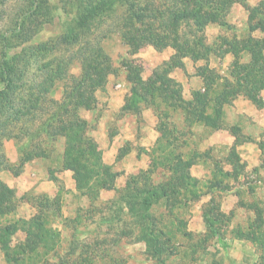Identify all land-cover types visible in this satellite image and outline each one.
Listing matches in <instances>:
<instances>
[{"label": "trees", "instance_id": "trees-1", "mask_svg": "<svg viewBox=\"0 0 264 264\" xmlns=\"http://www.w3.org/2000/svg\"><path fill=\"white\" fill-rule=\"evenodd\" d=\"M60 1L63 11L69 12L63 32L55 38L28 46L46 24L54 21L56 15L51 0H0V174L15 169L5 154L7 140L21 143L18 144L21 153L18 168L61 148L62 160L58 170L75 172L79 194L89 202L87 209H77L74 217L65 220L63 226L74 232L80 231L79 227L98 212L91 208L97 210L95 205L100 201L101 192L117 190L116 180L120 175L104 163L90 134L93 130L91 122L81 114L82 110H94L97 93L106 88L108 77L117 72L104 42L117 34L127 44L131 55L146 46L158 51L172 47L175 49L172 59L154 70L148 80L143 78L144 66L137 59L126 61L124 65L131 88L123 112L141 113L143 107L153 109L159 119L160 136L151 152L149 168L134 175L126 187L118 191L117 198L102 203L106 208H117V216L101 217L105 225L111 226L118 217V223L123 222L126 229L116 230L115 235L131 236L138 232L136 240L146 244V251L161 257L166 249L164 243L171 245L180 231L163 227L165 219L158 218L155 211L163 206L171 211L167 213L172 217L174 209H186L201 195L199 181L191 176L188 167L208 155L188 148L192 128L207 122L218 123L216 117L222 113V107L232 104L239 95L264 107L259 96V89L264 86V57L259 45L262 41L264 48V37L261 41H255L254 37L241 41L235 38L225 40L226 54L235 57L230 77L220 82L215 71H209L208 66L202 67L200 74L207 89L205 93L195 92L191 102L183 101L182 85L171 77V72L183 65L185 57L194 61L208 60L212 53H218L203 41L204 35L200 37L199 33L211 25L226 27L228 11L235 3L251 13V31L264 34V2L260 7L252 8L247 0ZM243 53H248L251 61L242 63ZM75 63L81 69L77 78L69 75ZM59 86H62L63 94L57 100L53 92ZM210 90L213 97H210ZM179 118L184 124H179ZM94 121L96 118L92 123ZM261 145L264 153V143ZM228 159L242 169L235 148ZM215 170L210 186L224 190L227 184L222 179L229 174L218 167ZM157 175H162V179L156 181ZM14 209V194L0 179V216ZM104 210L110 212L113 209L103 208L99 212ZM257 212L260 213V209ZM204 220L207 231L215 233L207 210H204ZM53 222L45 215H38L29 221L19 219L1 226L0 245L10 256L9 264H45L52 253L58 255L59 264H97L93 259L62 258L57 252L60 237L55 235L56 228L49 226ZM18 230L24 231L26 238L13 247L11 237ZM187 234L189 232L184 236ZM99 240L101 243L81 244L79 247L78 244V248L71 246L68 252L75 255L80 250V255L89 254L93 246L94 250L105 255L108 240ZM109 264L123 263L115 260Z\"/></svg>", "mask_w": 264, "mask_h": 264}, {"label": "crops", "instance_id": "crops-1", "mask_svg": "<svg viewBox=\"0 0 264 264\" xmlns=\"http://www.w3.org/2000/svg\"><path fill=\"white\" fill-rule=\"evenodd\" d=\"M166 49L154 50L159 54L167 52L168 56L161 58L162 61L152 71L170 61L174 56L175 49L172 47ZM229 54L232 55L231 53L226 55ZM212 55L216 56L217 53ZM201 61L205 63L198 66L197 64ZM208 62L209 59L194 61L190 57H185L182 60L183 65L174 68L171 72V77L182 85L183 101H193L194 93L197 91L206 92V83L200 74V69L208 66L209 71H215ZM150 77L143 78L148 80ZM224 78L220 76V82ZM130 88L125 83L118 84L115 89L108 88L107 84L104 90L97 93L94 110H82L81 113L87 122H92L98 116L96 126L90 134L97 144V149L102 153L104 163L120 172L116 180L117 190H103L99 201L101 203L117 198L118 191L124 189L134 175L149 168L152 162L151 152L159 140V119L153 109L143 107L141 113L123 112ZM213 96L214 93L210 90V97ZM103 109L105 113L100 116ZM85 112L89 115L85 116ZM216 118H219L218 123L207 122L192 128L191 143L197 136L202 147H198L199 144H197L196 152L208 156L193 162L188 167V171L200 184L212 189L200 191L199 200L186 208L190 209L193 215V221L188 226L189 233L195 232L192 229L197 227L200 231H207L204 209L214 200L220 202L219 208L225 215L232 217L233 209H243L252 216L251 221L264 217V175L260 176L258 172L264 171L262 168L264 153L261 145L263 140L259 136V132L264 130V107L257 106L250 99L239 95L232 104L224 105L222 113ZM177 121L180 125L184 124V120L182 122L180 118ZM200 129H204L207 135L200 137ZM113 131L116 132L113 133ZM241 138L245 139L239 141ZM6 142L11 144L7 147ZM18 144L21 143L5 141L7 147H5V154L15 169L1 172L0 179L13 192L16 209L0 216V227L19 219L29 221L38 215H45L54 220L53 223H57L55 228L63 225L65 220L74 217L77 209L84 208L83 206L89 203L79 194L78 178L75 172L58 170L62 160L61 148L47 157H37L27 162L22 168H18L21 158ZM233 148L236 149L240 160L239 167L242 169L237 168L228 159ZM217 167L229 174V177L224 175L225 179H222L227 184L224 190L209 185L213 182ZM257 209H261L260 213ZM17 235H20L18 240ZM25 238L26 233L18 230L11 237V245L16 247ZM1 256L5 258V264H9L10 256L2 251L0 245Z\"/></svg>", "mask_w": 264, "mask_h": 264}, {"label": "rangeland", "instance_id": "rangeland-1", "mask_svg": "<svg viewBox=\"0 0 264 264\" xmlns=\"http://www.w3.org/2000/svg\"><path fill=\"white\" fill-rule=\"evenodd\" d=\"M247 2L250 7L254 8L260 7V4L263 3L264 0H247ZM51 3L56 15L54 21L50 24H46L40 35L34 36L35 38L29 41L27 44L28 46L55 38L63 32L64 22L69 19V12L63 11L60 0H51ZM250 15L251 13L246 10V8L239 3H235L228 11L226 18L228 25L226 27L211 25L207 27L205 31L199 33L200 37L204 35L203 41H205L206 44L210 45L214 51H218L216 56L212 55L209 57L208 63L221 77H226L228 75L230 77V72L235 62V57L233 55H226V48L224 46L225 40H232L235 38L241 41L246 37H254L255 41H261L264 37L261 31H251L250 27L252 24ZM104 46L111 57L113 67L115 70L117 69L114 75L108 77V88L112 89H115L120 83H125L128 88L131 87V84L126 79L127 73L124 68L126 61L131 59L140 61L144 66L143 77H148L151 76L153 72L152 69L162 61L161 58L168 56L167 52L159 54L157 51H154L155 49L152 46H146L136 55H131L129 47L117 34L107 39L104 42ZM259 47L263 49L264 57L262 41ZM221 52L225 53V55H222ZM240 61L242 63H248L251 61V56L248 53H243ZM204 63L205 62L201 61L197 65H203ZM189 66L192 67L190 64ZM69 75L76 78L79 77L81 75L80 66L75 63L70 69ZM62 94L63 88L59 86V88L53 92V97L55 99L62 98ZM259 96L261 99L264 98V86L259 89ZM104 113L105 109L101 111L100 116ZM87 114L89 115L87 112L84 113L85 116H87ZM96 122H91L92 128L96 126ZM115 132L116 131H113V133ZM199 132L200 137L207 135L204 129H200ZM259 136L263 140L262 143H264V130L259 132ZM242 139L245 138H241L239 141ZM11 141L15 142L13 140ZM9 144H11V142H6L7 147ZM197 144H199L198 147L202 148L199 143V138L196 136L192 140V143L189 144L188 148H196ZM258 172L260 176L264 175L263 170H259ZM161 179L162 175L156 176V181ZM198 188L199 191L202 192L212 189V187L200 183H198ZM117 196H119V194ZM178 201L180 202L182 200ZM172 202L174 201L172 200ZM219 204L220 202L214 200L204 209L207 210L209 219L214 223L213 228L215 233L205 230L200 231L197 227L192 229V231L195 232L189 233L186 236H184V234L186 232L188 233L189 223L193 221L191 210L184 209L183 207H180V209L176 208L172 212V217H169L167 212L171 211L165 209L163 206L159 207L155 212L158 218H162V221L165 219L166 222L163 221V227L168 226L170 228H175L176 231H180V234L173 240L171 245L168 246L164 243V247L166 248L165 252L161 257H156L154 253L146 251V244L143 241L136 240L138 232H135V234L131 236L120 237L118 233L115 235L116 230L126 229V225L123 222L118 223V217L113 222L115 225H105L101 217L110 214L111 217L114 218L118 214V209L106 208L101 202H98L95 205L97 210H94L93 207L91 208L92 211L98 212L93 213V218L83 223L82 227H79L80 231L74 232L73 229L64 228L63 225L57 226L55 235L59 236L61 241L60 247L57 248V252L62 258L68 260L79 261L80 259L87 258L93 259L97 264H109L111 261L115 260H121L123 264H264V217H259V219L251 221L252 216L248 212L243 209H233V216L229 217L227 215L230 218L228 219V217L222 213ZM88 206L89 204L83 206V209H87ZM103 208L113 210L110 212L104 210L103 213H100L99 210ZM221 216L224 217L220 219ZM173 217L176 218L175 221ZM56 224L57 223H49V226L55 228ZM161 224H159V228ZM68 226L71 227L70 223ZM219 236H221V238H218ZM105 238L108 240L107 246H105L107 253L105 255H108L107 257L99 252V250H94L93 246L90 248L89 254L80 255V250H77L75 255L68 252L71 246L75 247L79 244V247L81 244L101 243L99 239L103 240ZM16 239H20V235H17ZM161 244H163V242H161ZM79 249L82 250V247ZM97 251L98 253L96 256ZM46 259L47 261L45 264H59L58 255L55 256L53 253ZM0 264H5V258L2 256L0 257Z\"/></svg>", "mask_w": 264, "mask_h": 264}]
</instances>
